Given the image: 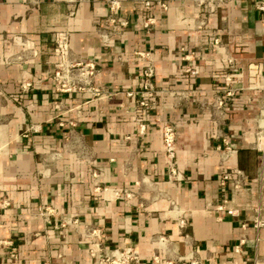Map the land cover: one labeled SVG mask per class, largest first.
I'll return each mask as SVG.
<instances>
[{"label":"crops","instance_id":"1","mask_svg":"<svg viewBox=\"0 0 264 264\" xmlns=\"http://www.w3.org/2000/svg\"><path fill=\"white\" fill-rule=\"evenodd\" d=\"M119 1L123 28L109 0H0V264H99L97 242L137 247L140 264H264V225L253 226L264 218V11L256 0ZM62 31L69 59L95 62L99 95L55 87ZM225 73L235 93L219 106ZM23 78L40 81L21 91ZM163 122L177 130L180 178Z\"/></svg>","mask_w":264,"mask_h":264},{"label":"built area","instance_id":"2","mask_svg":"<svg viewBox=\"0 0 264 264\" xmlns=\"http://www.w3.org/2000/svg\"><path fill=\"white\" fill-rule=\"evenodd\" d=\"M145 6L149 7L151 5L150 1L146 0ZM162 8H167V4L164 1L159 2ZM255 4L257 8L264 11V0H256ZM120 6L119 0H109V10L110 13L108 15V21L111 23H117L120 28H123L127 25V19L117 15L115 10ZM149 19V17L147 18ZM55 52L60 56V60L55 62V67L52 73V77L55 82V87L61 91L68 90H90L93 94L99 95L103 90L101 86L90 84V78L94 75L96 70V64L93 60L86 61H73L69 59V33L67 31H62L55 36ZM217 39H214V44H217ZM229 61V60H228ZM77 69V71H74ZM192 73H196L195 69H190ZM153 73V68L150 65H146L143 68V82L142 88L147 91L151 87V83L149 81V77ZM232 77H234L233 73H225L224 74V83L225 88L223 94H217L215 96L214 103L217 105H223L227 98H230L235 93V88L231 85ZM40 79L38 78H23L20 82L21 91H27L30 88L37 85ZM128 94H132V91H128ZM140 104L146 105L147 102L145 100H140ZM263 120H264V102L262 106ZM142 130L144 126H141ZM176 134L177 130L175 125L170 122H163L161 126V135H162V143L165 155L168 159L169 163V177L171 179H176L181 177V171L178 169L176 164ZM258 145L264 148V123L261 127V134L258 136ZM240 173L239 169H235L231 171H224L221 173V181L224 182L226 179L230 177H237ZM94 174V173H93ZM102 192H110L114 196H120L121 193L125 196H129L131 194V190L129 189H118L114 187H110L108 185H97L95 187ZM8 199H2L0 201L1 206L7 205ZM219 207H223L220 205ZM46 209V208H45ZM48 210V209H47ZM229 213H234V209L227 208ZM66 222L62 221L61 225H64ZM244 225V224H243ZM264 225V218L261 216H256L253 220L254 227H260ZM95 234H97L96 230H92ZM166 239L164 235H160L158 237V241L163 242ZM97 247V255L99 264H140V255L137 247L132 245L123 246L121 248H115L108 252L99 251L102 249L99 246L98 242L96 243ZM96 253L95 251L93 252ZM11 256H17V252H11ZM171 263V261H167V264ZM190 264H206L205 262L193 259L190 260Z\"/></svg>","mask_w":264,"mask_h":264}]
</instances>
